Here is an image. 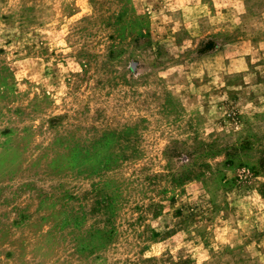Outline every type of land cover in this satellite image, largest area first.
Listing matches in <instances>:
<instances>
[{
    "label": "rangeland",
    "instance_id": "1",
    "mask_svg": "<svg viewBox=\"0 0 264 264\" xmlns=\"http://www.w3.org/2000/svg\"><path fill=\"white\" fill-rule=\"evenodd\" d=\"M0 264H264V0H0Z\"/></svg>",
    "mask_w": 264,
    "mask_h": 264
}]
</instances>
